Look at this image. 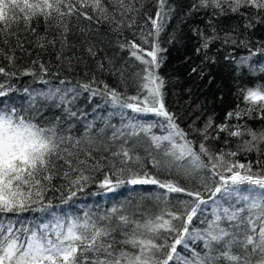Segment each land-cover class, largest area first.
Returning <instances> with one entry per match:
<instances>
[{"label":"snow or ice","instance_id":"obj_1","mask_svg":"<svg viewBox=\"0 0 264 264\" xmlns=\"http://www.w3.org/2000/svg\"><path fill=\"white\" fill-rule=\"evenodd\" d=\"M152 2L149 14L145 0H0V264H264V82L239 86L244 106L222 122L196 104L181 127L160 74V36L176 11ZM193 18L203 28L191 29L201 56L192 74L208 75L215 46L237 79L264 78L253 60L264 40L252 38L264 0H190L181 23ZM20 76L43 87H23L17 104L10 81ZM93 185L163 191L46 222L11 219Z\"/></svg>","mask_w":264,"mask_h":264},{"label":"trees","instance_id":"obj_2","mask_svg":"<svg viewBox=\"0 0 264 264\" xmlns=\"http://www.w3.org/2000/svg\"><path fill=\"white\" fill-rule=\"evenodd\" d=\"M168 2L175 8L176 15H173L167 29L160 36L161 47L166 49L162 53L164 61L160 68V74L167 82L165 104L170 111L177 113L181 117V127H184L188 122L187 114L196 104H200L205 109V115H214L217 122H222L226 112L232 110L237 103H240L242 107L244 106L237 94V88L245 85L251 86L254 82H264V78L245 75L242 79H237L233 76L228 62L223 59L225 52L221 51L217 53L215 46L212 49V54L216 55L217 63L204 65L208 75H205L201 79L199 76L192 74L191 68L200 64L201 56L195 52L198 40L191 29L195 26L203 28V24L199 18H193L190 22L181 23L180 17L190 0H168ZM145 10L149 14L155 12L156 9L152 0H145ZM172 32L176 33L174 40H170ZM124 35L128 39L133 38L130 32H125ZM252 38L264 40V28H258ZM237 54L243 55L245 54V50L238 49ZM120 56L127 58L123 52L120 53ZM253 60L257 65L264 64V56L254 57ZM25 61H27V58H25ZM209 77L212 78L210 83ZM49 78L55 83L54 77L50 75ZM100 78L106 80L109 85H115L116 83L115 77L102 75ZM4 79V77L0 76V80ZM10 83L16 89V91L10 93V96L17 104L22 102L24 96L22 92L23 87H43V85L33 82V78L30 76H20L19 78L12 79ZM189 89L191 90L190 92L188 91ZM128 92L129 94H134V89L129 87ZM113 123H119V117H114ZM249 123L255 126L258 122L249 121ZM153 131L158 134L160 132L159 129H154ZM241 160L243 162V158ZM160 191L163 190L158 189L157 186L143 185L134 187L123 186L115 192H105L93 185L67 204L62 203L59 197L53 198L52 208L48 212H28L20 216H13L11 219L14 223L17 221L21 223L46 222L52 218L50 214L53 212L57 216L83 215L84 212L100 211L137 195ZM171 195L173 197L182 196V194L175 193ZM147 204L151 207L152 201H147ZM210 212L211 206L209 205L205 215ZM203 226V224L194 218L191 227L202 228ZM192 247H196L199 250L197 244H193ZM178 251H181L179 247ZM184 254H187L186 250H184Z\"/></svg>","mask_w":264,"mask_h":264}]
</instances>
